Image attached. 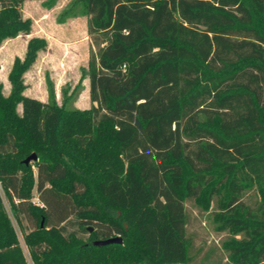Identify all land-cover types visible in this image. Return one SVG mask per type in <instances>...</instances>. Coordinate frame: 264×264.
<instances>
[{
  "label": "trees",
  "instance_id": "1",
  "mask_svg": "<svg viewBox=\"0 0 264 264\" xmlns=\"http://www.w3.org/2000/svg\"><path fill=\"white\" fill-rule=\"evenodd\" d=\"M24 1L0 0V46L33 33ZM79 1L92 106L24 94L45 37L0 81V187L34 264H186L188 202L264 264V0ZM0 264H28L1 191Z\"/></svg>",
  "mask_w": 264,
  "mask_h": 264
},
{
  "label": "rangeland",
  "instance_id": "2",
  "mask_svg": "<svg viewBox=\"0 0 264 264\" xmlns=\"http://www.w3.org/2000/svg\"><path fill=\"white\" fill-rule=\"evenodd\" d=\"M47 2L49 0H25L22 4L23 15L34 21L33 32L48 40L47 49L39 53L35 63L24 74L27 84L24 94L47 102L51 82L58 103L61 104L66 99L67 108H90L92 102L89 95V80L87 77L81 78L82 68L88 67L92 46L88 33V16L83 14L84 8L79 0H57L52 8L45 5ZM27 39L24 35L19 36L14 40H6L0 46V81L4 85L6 95L11 90L9 74L15 59L24 58ZM0 191L28 264H34L24 241L23 230L1 187ZM256 199L253 192L246 196L247 203L252 206L256 205ZM32 201L42 205L36 191ZM186 207L189 217L188 235L192 242L190 259L186 264H234L225 248L233 236L219 229L215 208L212 206L204 209L194 202H188ZM24 225L31 227L32 223L25 220Z\"/></svg>",
  "mask_w": 264,
  "mask_h": 264
},
{
  "label": "water",
  "instance_id": "3",
  "mask_svg": "<svg viewBox=\"0 0 264 264\" xmlns=\"http://www.w3.org/2000/svg\"><path fill=\"white\" fill-rule=\"evenodd\" d=\"M38 156L36 153H32L30 156H28L24 162L26 164H29L30 162L37 160ZM92 230V228H90ZM112 243H118L121 244L123 243V238L118 235V236H113L111 238L108 239H104V240H95L93 241V244L96 246H103V245H108V244H112Z\"/></svg>",
  "mask_w": 264,
  "mask_h": 264
},
{
  "label": "crops",
  "instance_id": "4",
  "mask_svg": "<svg viewBox=\"0 0 264 264\" xmlns=\"http://www.w3.org/2000/svg\"><path fill=\"white\" fill-rule=\"evenodd\" d=\"M20 36H23V35H20ZM24 36H26L28 39L26 40V42L28 43V40L31 38V37H33V36H39L38 34H36V33H32V34H30V35H24ZM19 37V36H18ZM18 37H16V38H12L13 40L14 39H17ZM40 37H43V36H40ZM11 39V40H12ZM10 40V39H9Z\"/></svg>",
  "mask_w": 264,
  "mask_h": 264
}]
</instances>
